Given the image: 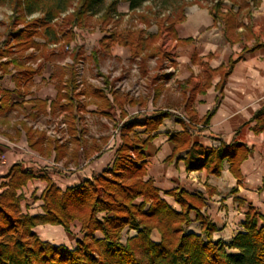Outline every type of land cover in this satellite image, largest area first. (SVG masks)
<instances>
[{
    "label": "trees",
    "instance_id": "obj_1",
    "mask_svg": "<svg viewBox=\"0 0 264 264\" xmlns=\"http://www.w3.org/2000/svg\"><path fill=\"white\" fill-rule=\"evenodd\" d=\"M104 1L0 0L1 3L7 2L13 11L4 34L6 42L0 45L2 75L9 74V68L13 66L21 79L19 81L17 78L18 82L30 81L39 73L31 64L40 58L49 59L54 55L50 45L60 44L64 40V45L70 46L75 40L74 29L86 27L94 9ZM149 1L126 0L130 12L141 9ZM159 1L169 6L178 0ZM119 3V0H113L105 8L100 20L102 24L108 26L122 17L117 9ZM197 4L198 0L191 6ZM186 7L180 10V14L158 18L156 34L130 31L127 37L117 38L112 35L105 41L112 40L130 47L132 59H139L143 69L150 58H158L160 67L165 56L157 44L164 33L176 39L175 26L185 21ZM258 7L255 6V9ZM72 9L73 12L69 13ZM210 11L215 24H220L227 39L239 40L241 34L237 33V29L244 26L237 20L241 9L237 13H224L221 4L217 3ZM35 15L38 17H33ZM150 17L148 13L138 16L139 21L146 26L150 24ZM245 29L250 30L249 27ZM39 39L43 42H38ZM103 47L109 48L108 45ZM78 49L76 47L71 54L72 77L59 88L56 101L51 104V115L67 112L75 119V114L85 109L80 102L81 96L101 111L109 109L113 104L117 105L121 110V119L125 121L118 127L122 144L110 169L80 185L64 191L44 178L48 185L41 196L43 214L37 216L22 212L19 195V191L34 177L23 171L20 163L14 164L6 176L8 182L2 184L5 190L0 193V264H264V217H258L255 209H249L244 232L229 243L215 241L213 234L216 227L201 214L204 206L202 198L184 191L167 193L180 206L181 210L177 211L162 199L152 182L144 180L146 168L141 151L154 138L153 133L163 121L173 114L164 111L147 116L140 122L127 120L125 105L135 106L140 99L118 96L108 87H84L77 92L75 66L80 61ZM164 77L167 78V75ZM159 79L156 77L154 81ZM156 91L158 94V89ZM110 93L113 102L109 98ZM37 106L44 112L47 103L38 101ZM12 109L6 100L0 107V114ZM213 113L214 110L207 115L205 123H208ZM187 114L192 121L193 113L187 110ZM254 119L257 121L255 132L263 131L264 107L255 114ZM178 122L185 123L180 118ZM22 126L31 148H39L45 142H54L56 149L60 148V142L47 136L44 131L28 127L26 123H22ZM138 128L144 129L143 134L148 137L145 142L141 140ZM172 141L176 153L188 150L185 158L188 171L206 169L210 174L218 176L227 161L231 173L239 178L240 166L250 155V149L240 143L222 144L212 149L191 146V136L186 129L174 136ZM77 142L81 146L86 140L82 136ZM139 199L143 202L137 205ZM191 211L198 212L201 234L186 232L190 225ZM100 215L103 217L100 218ZM75 222L81 223L83 237L77 241L74 249L45 242L34 232L36 227L42 225L61 226L70 232ZM126 228L136 231L137 235L128 238L124 244L121 236ZM153 230L160 232V243L152 241ZM98 234L102 237L98 238Z\"/></svg>",
    "mask_w": 264,
    "mask_h": 264
},
{
    "label": "crops",
    "instance_id": "obj_2",
    "mask_svg": "<svg viewBox=\"0 0 264 264\" xmlns=\"http://www.w3.org/2000/svg\"><path fill=\"white\" fill-rule=\"evenodd\" d=\"M123 10L128 11L129 4L123 7ZM254 10H259V13L255 15L251 11L244 16L245 18L241 15L242 10L240 11L237 20L244 26L238 28L237 33L241 34V37L239 40L235 38L228 40L220 24H215L209 9L199 6L191 8L185 21L175 26L176 56L168 62L164 58L160 67L157 62L154 78L160 79L155 82L153 78L150 97L139 98L137 105L124 107L127 114L126 107L141 108L142 110L137 114L146 111L141 114V118L131 119L132 121L140 122L147 116L164 111L173 114L163 121L159 129L153 133L154 138L147 142L146 147L141 151L146 168L144 180L152 182L162 199L177 211L181 210L180 206L167 193L184 191L202 198L204 206L201 214L216 227L213 239L223 243L231 242L235 236L245 231L244 225L250 208L256 210L258 217H264V130L255 132L257 121L254 119L255 114L264 107V0H260L259 7ZM238 11L223 9L224 13ZM246 27L250 30H246ZM170 67L173 68V72H166L165 70ZM9 71L10 84L4 82L0 84V107L5 100H8L9 106L13 107L12 110L0 114V154L6 159V165L0 166V175L6 179L10 168L16 163L22 165L23 171L33 175L34 178L19 192V195L23 194L27 197L39 193L37 195L39 200L31 210L25 212L21 205L24 214L37 216L43 214L41 196L48 185L44 178L64 191L80 185L110 169L121 145L114 151L108 152L102 149V146H91L83 155L78 151V146L73 149L67 142L59 143V149H56L54 142L52 144L45 142L39 148H31L22 123L30 127L28 120L34 122L41 116L53 117L51 104L56 101L59 90L56 89L55 96L52 95L50 99L31 100L28 104L31 107L27 112L22 108L26 105L23 103L26 99L22 98L21 82H18L17 77L12 74V71L15 73L16 70L11 66ZM148 75L150 73L146 63L144 76ZM164 75H167V78ZM36 76L44 78V74L39 71L30 81L24 82L23 86L39 83L40 81H36ZM4 81L6 82V79ZM169 96L177 99L179 97V100L175 101V106L168 103ZM109 98L113 102L111 93ZM38 101L47 103L44 112L37 106ZM163 102L168 103L167 107H156ZM94 106L97 108L96 105ZM113 107L121 113L119 107L114 104L109 109L101 111L97 108V110L104 116H109L106 111ZM178 108H181L187 119L173 113V109ZM187 110L193 113V122ZM212 110H214L213 115L208 123H205L207 115ZM13 112L20 115L16 124L9 117ZM178 118L183 119L185 125L178 122ZM10 128L15 129L14 136L9 132ZM140 129L142 132H139ZM185 129L191 136V146L199 145L205 149L219 148L222 144L233 143L247 146L250 155L240 166V177L237 178L231 173L227 161L224 162L218 176L210 174L206 169L188 171L185 162L188 150L176 153V146L172 141L174 136L184 132ZM137 131L141 140L145 142L148 137L143 134L144 129L138 128ZM18 139V143H14ZM108 142V137L103 138L105 146ZM85 144L88 142L86 141ZM69 159L78 165L74 173H64L68 175L67 177L52 167L54 163H67ZM137 202V205H140L143 200L139 199ZM72 227H75L78 233L82 232L81 223L75 222ZM201 227L198 212L191 211L190 225L186 228V232L201 234ZM37 230H40L45 241L51 243L55 241L54 245H58V242L75 244L80 237L72 235L61 226L42 225L38 226ZM132 235L135 236L136 233ZM151 239L155 243H160L162 237L159 231L153 230Z\"/></svg>",
    "mask_w": 264,
    "mask_h": 264
},
{
    "label": "rangeland",
    "instance_id": "obj_3",
    "mask_svg": "<svg viewBox=\"0 0 264 264\" xmlns=\"http://www.w3.org/2000/svg\"><path fill=\"white\" fill-rule=\"evenodd\" d=\"M112 1L113 0H105L104 3L98 5L94 9L86 27L74 29L75 40L70 45V51L62 50L65 47L64 40H62L60 44H57L56 48L53 47V45H50V50L54 53V55H52L49 59L40 58L31 64L34 69H37L44 74V78L36 76V81L40 82L35 85L29 84L23 86L24 82L21 81L20 87L23 88L21 90L23 93L22 98L26 99V101H23L26 105L22 106L25 111L28 112L30 110L31 106L28 104L31 100L36 98L50 99L52 95L55 96L56 89L59 90L62 83L72 77L73 70L71 65L73 64L68 63H70L71 54L76 47L79 48L77 50V54L79 55L80 60H82L79 65L75 66L76 77L78 80L83 81L85 87L105 88L106 86L109 90H113L124 96H129L134 99H147L150 97L152 92V80L157 70V58L148 59L147 66L150 75L144 76L143 66L139 59H132L130 47L119 45L108 39V41H105L106 38H109L112 35H115L117 38L121 36L127 37L130 31L141 32L145 35L156 34L159 26L158 18L163 19L164 16L180 14V10L186 5L187 7L184 10L186 16L187 13L190 12V9L195 6L211 10L217 3H219L221 4L222 9L227 11H238L241 9V15L245 18L244 16H247V13L251 11L257 15L259 10L255 11L254 9L255 6L260 4V0H198L197 5L191 6V4L195 3L197 0H178L174 4L165 6L159 0H150L141 9L135 12H130V10H123V7L128 6L126 0H119L120 3L117 6V9L122 17L119 18L118 21L105 26L100 20L105 8ZM72 12L73 9L69 11V13ZM142 13H148L151 16L150 24L148 26L139 21L138 16ZM12 14L13 11L10 5L7 2H0V45L6 42L4 34ZM33 17L38 16L35 15ZM62 18H64V16ZM38 42L43 41L39 39ZM103 45H108L109 48H104ZM157 46H160L167 62L176 56V50L174 49L175 41L168 35V33H164ZM30 52L33 53V50ZM2 61L5 62L6 59H3ZM12 74H14V77H19L17 71L15 73L12 71ZM10 76L11 74L4 76L0 71V77H3L0 79V84L3 82L5 84H10ZM4 79H6V82ZM18 80L20 81L21 79L18 78ZM168 98H170V96ZM176 100H179V97L178 99L176 97H171L168 103L170 102V104L172 103L175 106ZM4 102H6V100ZM80 102L85 109L75 114V119L74 117L69 116L67 112H60L53 117L41 116L34 122L28 120V123L30 124V127H35L37 130L44 131L47 135L49 134L53 137L52 139L58 141L61 140L59 141L60 143H70L72 146L71 148L73 149L78 146L77 149L82 155L86 153L87 148L95 145L98 147L102 146V149L106 152L117 149V147L121 145L118 127L125 122L120 117V111L117 110L116 107H113V109L106 111L109 116H104L102 112H98L94 105L89 104V100L87 98L83 100V102L80 99ZM168 103H159L156 107H167L166 105H168ZM126 109L128 111L127 120H134L137 117L141 118V114L146 113V111L143 110L141 114H137L138 112L140 113V110H142L141 108L126 107ZM173 110V113L176 116L182 115L183 118L187 119L186 115L181 112V108ZM9 115L12 122L16 124L20 115L16 112L10 113ZM9 132L14 136L15 129L10 128ZM139 132H142V129H140ZM74 135L76 136L75 139L73 138ZM82 136H84V139L88 142V144L80 146L77 141H79ZM106 137L109 138V142L105 146L103 144V138ZM18 141L19 139L14 143H18ZM0 157H3V155L0 154ZM4 160L6 162L5 158ZM2 162H0V166H5L6 163L3 164ZM77 165L78 164H75L69 159L67 163H54L52 167L67 177L68 175L64 173H74L73 171H75ZM7 182L8 179H4L0 175V193L5 190V188L2 187V184H6ZM38 194L39 193H37V195ZM37 195L34 193L31 196L26 195L27 197H25L21 194V205L23 206L25 212H27V210H31L32 206L37 204L39 200ZM136 204H138V202H136ZM102 217L103 215H100V218ZM39 231L40 230H37V227L34 229V232L39 236V238L45 241ZM134 232L137 235L136 231L126 228L122 233L121 242L125 244L128 238L134 237L132 235ZM70 233L72 235H76V237L80 236L79 239H81L83 235L82 232L78 233L75 227L72 226ZM98 236L102 237L100 234H98ZM72 239H74V237H72ZM45 242L51 243L50 241ZM53 242L55 243V241ZM54 243L51 244L54 245ZM76 243L61 244L58 242V245H65L68 248L71 247V249H74L76 247Z\"/></svg>",
    "mask_w": 264,
    "mask_h": 264
},
{
    "label": "built area",
    "instance_id": "obj_4",
    "mask_svg": "<svg viewBox=\"0 0 264 264\" xmlns=\"http://www.w3.org/2000/svg\"><path fill=\"white\" fill-rule=\"evenodd\" d=\"M53 47H57V45H53ZM71 50V46H65L64 47V51H70ZM81 61L82 60H80L79 61V63H81ZM79 63L77 64V65H79ZM68 64H73V62H72V60H70V63H68ZM166 72H173V68L172 67H170V68H168V69H166L165 70ZM76 84H77V92H80L81 90H83L84 89V84H83V81L82 80H78V78L76 77ZM105 88H107L106 86H105ZM80 99H81V101L83 102V100H85L86 98L84 97V96H81L80 97ZM83 114V113H82ZM34 129H36L35 127H33ZM47 136H49V137H51V138H53L52 136H50L49 134L47 135ZM59 141H61V140H59ZM0 162H2L3 164H5L6 162H5V160H4V157H0Z\"/></svg>",
    "mask_w": 264,
    "mask_h": 264
}]
</instances>
